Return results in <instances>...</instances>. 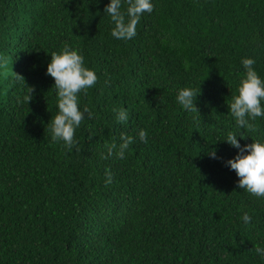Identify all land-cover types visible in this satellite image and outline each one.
<instances>
[{
	"label": "trees",
	"instance_id": "1",
	"mask_svg": "<svg viewBox=\"0 0 264 264\" xmlns=\"http://www.w3.org/2000/svg\"><path fill=\"white\" fill-rule=\"evenodd\" d=\"M108 2L0 0V264H264V197L238 187L223 140L241 58L264 77V0H153L129 40L111 35ZM64 44L98 76L71 150L51 139L46 73ZM183 86L201 89L198 112L176 102ZM242 131V145L264 138V118ZM122 132L126 158H102Z\"/></svg>",
	"mask_w": 264,
	"mask_h": 264
},
{
	"label": "clouds",
	"instance_id": "2",
	"mask_svg": "<svg viewBox=\"0 0 264 264\" xmlns=\"http://www.w3.org/2000/svg\"><path fill=\"white\" fill-rule=\"evenodd\" d=\"M98 2V0H97ZM154 9L153 0H109L104 8L113 25L111 35L119 40H129L137 34V25L145 13ZM257 61L252 56L242 57L241 64L244 73L239 80L236 94L232 95L227 104L234 118L236 132L230 131L224 141L239 149L236 156L227 161L231 169L239 177L238 187L255 197H264V138L252 139L251 143L241 144L247 136L243 130L252 129L257 118H264V77L256 70ZM185 68L188 64L185 63ZM46 73L54 78L56 95V114L50 120L51 139L62 142L63 147L71 150L77 141L74 138L76 130L85 120V112H92L81 105V94H86L98 80L96 70L87 66L82 52L69 44H64L58 51L51 53ZM201 89L183 86L177 89L176 102L189 112H198L196 100ZM33 88L27 86L26 99H31ZM116 120L126 123L129 120L127 109L121 108L116 112ZM147 131L140 129L137 136L140 141L147 142ZM238 137L240 139H238ZM134 137L121 133L119 144L108 142L104 144L102 158L125 159L129 145ZM211 158H216V151H209ZM104 183L111 184L113 173L105 170ZM243 222L248 224L252 217L245 211ZM256 254L264 258V247L257 246Z\"/></svg>",
	"mask_w": 264,
	"mask_h": 264
}]
</instances>
